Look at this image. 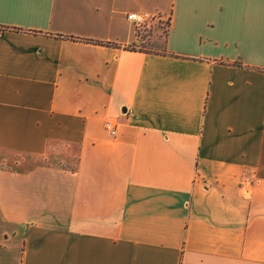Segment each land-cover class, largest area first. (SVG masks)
<instances>
[{
    "label": "crops",
    "instance_id": "obj_1",
    "mask_svg": "<svg viewBox=\"0 0 264 264\" xmlns=\"http://www.w3.org/2000/svg\"><path fill=\"white\" fill-rule=\"evenodd\" d=\"M0 26V264H264V0H0Z\"/></svg>",
    "mask_w": 264,
    "mask_h": 264
},
{
    "label": "rangeland",
    "instance_id": "obj_2",
    "mask_svg": "<svg viewBox=\"0 0 264 264\" xmlns=\"http://www.w3.org/2000/svg\"><path fill=\"white\" fill-rule=\"evenodd\" d=\"M167 32V22H157L150 27L138 29L139 44H133L132 49H138L145 52H163L164 41Z\"/></svg>",
    "mask_w": 264,
    "mask_h": 264
},
{
    "label": "built area",
    "instance_id": "obj_3",
    "mask_svg": "<svg viewBox=\"0 0 264 264\" xmlns=\"http://www.w3.org/2000/svg\"><path fill=\"white\" fill-rule=\"evenodd\" d=\"M126 20L136 28H146L153 23H157V16L147 12L130 13L126 15ZM103 128L109 137L113 138L116 136L117 124L113 120H105Z\"/></svg>",
    "mask_w": 264,
    "mask_h": 264
},
{
    "label": "trees",
    "instance_id": "obj_4",
    "mask_svg": "<svg viewBox=\"0 0 264 264\" xmlns=\"http://www.w3.org/2000/svg\"><path fill=\"white\" fill-rule=\"evenodd\" d=\"M8 31V29H6L5 27H1L0 26V38L3 36V34Z\"/></svg>",
    "mask_w": 264,
    "mask_h": 264
}]
</instances>
